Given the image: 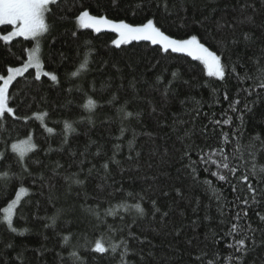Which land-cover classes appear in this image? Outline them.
Instances as JSON below:
<instances>
[{"label": "trees", "instance_id": "obj_1", "mask_svg": "<svg viewBox=\"0 0 264 264\" xmlns=\"http://www.w3.org/2000/svg\"><path fill=\"white\" fill-rule=\"evenodd\" d=\"M140 2L120 0L119 6L113 7L111 0H59L57 6H51L53 11L46 17V23L54 25L55 31L52 38L41 41L40 55L43 71L58 74L60 84H53L46 77L34 81L32 69L29 70L32 76L25 73L18 77L10 92L17 98V103L24 100L19 115L27 120L9 119L0 125V141L8 142V159L0 165V171L8 170V165L13 166V172L19 170L18 156L11 150V144L27 141L36 145L25 159L37 174V179L29 178L23 185L28 192L22 193L12 215L13 226L17 229L15 233L7 228L3 210L15 199L21 185L6 186L0 191V264H60L57 253H61L64 264H68V254L73 250L79 252L83 264H118L119 255L112 258L105 254L101 258V254L89 249L97 239L119 244L120 239L130 234L137 237V240L130 241L138 253L130 257L134 264H193L192 257L198 252H207L208 258L214 252H219L220 257L228 255L225 245L229 240L224 233L230 227L229 219L235 211L225 209V216L229 219L219 215L215 200L209 199L210 194H206L203 187L193 184L184 170L180 157L185 146L176 140L169 127L157 125L166 119L170 121L171 113L179 111L175 102L161 108L162 90L171 79V71L179 69L181 78L189 81L187 86L180 85L181 98L189 94L197 99L203 98L197 126L208 125L204 135L197 133L187 144L192 160L199 162V154L220 147L230 156H238L233 148L241 147L246 141L231 136L240 122L230 111L229 104L237 98L239 88L247 87L249 82L241 84L235 75L224 81L210 77L200 62L180 53L161 55L157 46H150L147 42L122 46L123 50L115 49L111 41L117 36L111 31L96 34L93 30L76 26L75 17L82 10L81 5L90 14H106L109 18H126L138 23L144 19V14L133 16L132 11ZM189 4L184 28L178 26L179 21L175 18L168 21L161 18L169 34L174 37L200 34L215 50L221 40L230 41L233 36L240 37L247 32L254 42L247 48L243 43L237 45L230 54L231 61L236 62L239 55L242 57L239 62L245 63L249 57L261 55L264 48V0H189ZM175 6L180 7L179 0ZM248 17L252 20L249 21ZM68 18L72 23L66 22ZM4 29L12 30L11 26L0 25V36L7 34ZM75 29H79L78 40L70 36V31ZM85 41H91V44H85ZM34 46V41L23 38L0 41V74H6L7 67H18L26 62L27 51ZM61 52L68 60L61 59ZM156 61L160 64L157 65ZM81 64L85 65L81 74L71 76ZM164 69H167L165 84L157 85L156 76ZM237 72L243 77L245 68L237 67ZM206 83L208 87H202ZM225 92L228 100L223 99ZM89 99L95 102L94 106L85 107ZM153 106L157 113H152ZM121 107L124 112L118 111ZM126 112H132L133 116L126 117ZM137 112L141 113L139 118L135 115ZM254 112L255 118L249 116L244 121L247 133L264 128V123L258 122L264 116V104L254 106ZM228 116H233L232 125L210 123L214 119L223 121ZM65 122L75 131L65 130ZM48 127L53 128L52 133L47 132ZM121 127L126 129L123 135ZM133 130L137 134L134 146L140 152L138 158L128 147V142L133 140ZM226 132L230 135L228 144H224L222 138ZM65 138L67 143H64ZM3 150L4 145L0 143V151ZM130 154L133 156L131 160L127 158ZM113 156L118 163L111 162ZM105 162L109 163L108 169L103 168ZM238 162L243 171L244 161ZM89 169H92L90 174ZM198 170L200 180L212 181L229 202L237 195L231 191V184H236L238 189L244 187L245 191L240 193L242 197L248 195L246 185L239 183L241 173L230 176V182H221L211 175L216 171L214 165L200 164ZM40 173L44 175L43 182L38 179ZM77 179L84 180V184H76ZM253 186H257L256 181ZM260 187L264 188V185ZM177 188L182 197L177 196ZM165 191L168 192L166 197L162 194ZM196 197L201 201L200 210L193 212ZM152 200H156L163 210L171 207L170 215L164 220L159 214L153 217ZM136 203L145 209L147 215L144 218H140L132 207ZM206 205H209L207 211ZM88 208L98 209L101 219H106L107 228H93L96 221L86 211ZM110 208L118 209L119 215H105ZM61 210L63 214H59ZM180 210L184 215H180ZM256 211L264 214V206L249 209L248 222L256 227L264 226L260 225ZM205 215H210L211 219L205 220ZM222 219L224 223H221ZM193 220H197L195 225ZM176 228L181 230L179 237L174 234ZM64 236L69 237L67 243ZM141 240L143 244L139 242ZM247 264H264V246L249 254Z\"/></svg>", "mask_w": 264, "mask_h": 264}, {"label": "snow or ice", "instance_id": "obj_2", "mask_svg": "<svg viewBox=\"0 0 264 264\" xmlns=\"http://www.w3.org/2000/svg\"><path fill=\"white\" fill-rule=\"evenodd\" d=\"M120 0H111L113 7L119 6ZM59 0H0V25L11 26L12 30L4 31L7 34L0 36V41L10 42L13 38L22 37L25 41H34L35 46L27 51V60L22 62L18 67H7L6 74H0V125L5 124L9 119L13 121H19L21 119L27 120V117L19 115L21 112V105L24 100L17 103V98L10 92V87L17 77H23L25 73L32 76L29 69H35L34 81H41L42 77L48 78L53 84L59 85L60 78L58 74L49 71H43L44 64L41 59V41L46 38H52V33L55 31V26L46 23V17L53 9L51 6H57ZM176 0H141L140 3L134 5L132 15L136 16L140 13L144 14V19L138 23L129 22L128 19H114L109 18L106 14H90V11L86 8L81 9L79 14L75 17L78 21L79 27L84 29H92L96 34H100L105 30H110L116 34L118 38L113 39L111 44L115 49L123 50L122 46H137L141 42H147L150 46H157L161 55H171L173 53L186 54L188 57H192L197 61L202 62L207 69V74L210 77H218L219 80L224 81L226 77L235 75L237 80L241 84L249 82L247 87H240L236 97L229 104L230 111L235 114V119L240 122L235 132H231L232 137H237L240 140L246 141L241 147L233 148V151L239 153L238 156H230L225 152L223 147L214 148L210 153L199 154V162L192 160L191 149L187 147L188 142H191L193 138L199 133L204 135L207 132L208 125H202L198 128L197 121L201 116V109L203 108V98L197 99L195 96H180V85L187 86L188 80L181 78L180 70L176 69L171 71V79L164 82V75L167 74V69L156 76V84H165L161 96L162 104L161 108H167L170 102H175L179 106L178 112L171 113V119L158 123V127H169L176 140L185 146V150L181 154L180 160L183 164L184 170L191 179L193 184H197L205 189L206 194L209 195V199H214L216 202V208L219 215L225 219H229L225 216V209L228 211H235V214L230 217V227L224 233V237L229 240L225 245L228 251L227 256L220 257L219 252H214L209 257L207 252H198L193 255V264H247V257L250 253L254 252L258 247L264 246V226H253L249 221V209L253 207L264 206V188L260 185H264V128L255 130L252 133L244 131V121L251 116L255 118L254 106L264 104V48L261 49V55L258 57H249L245 63H240L242 57L238 55L236 62L231 61V52L239 44L243 43L245 47H248L249 43L254 42L250 33H242L240 37L233 36L230 41L221 40L219 46L213 50V46L204 39L200 34L186 35L185 37H174L169 34L168 30L164 28V24L161 22V18L164 21L175 18L179 21V27L184 28L187 20V9L191 7L189 0H179L180 7L175 6ZM246 7V5H245ZM156 11L153 12L152 9ZM183 13V15H181ZM61 20H65V17H61ZM249 21L252 17L247 18ZM68 23H72L70 18L67 19ZM232 27L231 25H228ZM218 27L222 28L223 25ZM79 29L70 31V36L74 40H78ZM47 34V35H46ZM94 38H98L94 37ZM203 41V42H202ZM53 39V43H54ZM85 44L90 45L91 41H85ZM207 45V46H206ZM223 49L222 51L220 49ZM60 57L63 61L68 60V57L61 52ZM159 65L160 61H156ZM116 67V65H113ZM237 67L245 68L244 76L241 77L237 72ZM85 65L81 64L79 68L71 72V76L76 77L84 70ZM117 71H120L117 68ZM151 71V69H150ZM134 87V83L132 85ZM202 87H208V84L202 85ZM159 90V89H157ZM71 91V89H69ZM213 93L216 92V88L213 87ZM251 98V99H249ZM28 99V97H25ZM224 100H228L229 96L227 92L223 95ZM219 102V101H217ZM94 101L89 99L85 107L94 106ZM242 107H239L241 106ZM118 111L124 112V108L121 107ZM152 113H157V108L152 107ZM141 113L137 112L135 115L139 118ZM204 115H208L204 113ZM126 117L133 116L132 112H126ZM259 123H264V116L260 118ZM213 125H232L234 123L233 116H228L223 121L214 119L210 121ZM64 129L69 131H75L71 124L65 122ZM126 129L121 127V135H123ZM47 132L52 133L53 128L48 127ZM136 133L133 130V140L128 142L129 151L135 152L136 157L140 155L139 151H136L134 146V140ZM151 136V133H148ZM223 142L228 144L230 142L229 133H223ZM4 145V150L0 151V165H3L4 161L8 159V142L0 141ZM64 143H67L65 138ZM119 147V145H117ZM195 147V145H194ZM36 148L34 143L27 141H18L11 144V150L17 153L18 159L16 164L19 166V170L13 172L12 165H8V170L0 171V191L5 190L7 187H12L14 184L21 185L16 194V198L5 208V221L7 228L15 233L17 229L13 226L12 215L15 212V206L20 201L19 193H27L28 189L23 185L29 179H37V174L33 173L28 161L25 159L27 154ZM202 151V150H201ZM99 155V152L97 153ZM115 156V154H114ZM113 163H118L114 159ZM216 157V158H213ZM129 160L133 159L130 154L127 157ZM239 160L244 161V170L240 168ZM36 164H40V161H36ZM205 166L214 165L216 171H212L211 175L216 177L221 182H230V176L236 177L239 175V183L246 185V191L248 195H240L244 192V187L238 189L236 184H231V191L236 193L234 200L229 202L224 193L217 189L210 180H200L199 165ZM59 167V165H57ZM94 167V166H93ZM109 163L105 162L103 168L108 169ZM207 170V168H206ZM81 171H83L81 169ZM92 169H89V174ZM11 173V174H10ZM38 179L43 182L44 175L38 174ZM253 181H256L257 186H253ZM76 184L83 185L84 180L77 179L74 181ZM223 185H221V188ZM177 196L182 197L181 190L175 189ZM165 197L168 196V192L162 193ZM152 216L155 217L159 214L160 219L164 220L170 215L173 210L169 207L168 210H163L158 206L156 200H152ZM229 203L231 207L228 208ZM201 201L199 197L195 198V207L193 212L200 210ZM243 205L244 207H241ZM140 218H144L147 213L140 203L134 204ZM209 205L205 206L207 211ZM127 210V209H126ZM86 211L93 216L96 223L93 225L94 229L107 228L106 219H101L98 209L88 208ZM59 214H63L61 210ZM105 215L117 216L119 215L118 209L110 208ZM180 215H184L183 210H180ZM256 217L260 225H264V214L260 211L255 212ZM55 217L53 218V225L55 224ZM123 219V217H121ZM205 220L211 219L210 215H205ZM197 220H193L192 224H196ZM224 223V219L221 220ZM48 227V225H45ZM111 231V230H109ZM123 233V229L119 230ZM175 236L181 235L179 228L174 229ZM216 233L213 232V237ZM64 242L69 240L68 236L63 237ZM146 239V238H145ZM137 240L135 234L124 236L120 239L119 244L113 243L111 240L97 239L94 246L89 249L90 252L103 255L108 254L115 258L119 255L120 259L118 264H134V261L130 259L131 256L138 253L132 248L130 241ZM141 244L143 240L139 241ZM191 244V241H189ZM11 247V245H8ZM75 247V246H74ZM123 251H118L119 249ZM60 260V264H64V256L61 253H57ZM143 259V257H141ZM68 264H83L82 258L77 250H73L68 254Z\"/></svg>", "mask_w": 264, "mask_h": 264}, {"label": "rangeland", "instance_id": "obj_3", "mask_svg": "<svg viewBox=\"0 0 264 264\" xmlns=\"http://www.w3.org/2000/svg\"><path fill=\"white\" fill-rule=\"evenodd\" d=\"M75 23H76V26H77V28H80L79 27V23H78V21H75ZM81 29H84V28H81ZM90 30H92V29H90ZM110 31V30H109ZM16 38H22V37H16ZM116 38H118V37H116ZM13 39H15V38H13ZM12 39V40H13ZM24 39V38H23ZM41 51V50H40ZM180 54H182V53H180ZM184 55H186V54H184ZM190 58H192V57H190ZM192 59H194V58H192ZM195 60V59H194ZM197 61V60H196ZM198 62H200V61H198ZM201 64H202V62H200ZM203 65V64H202ZM204 66V65H203ZM30 70V69H29ZM32 70H34V72H35V69H32ZM43 70V69H42ZM205 70H206V73H207V69L205 68ZM208 75V74H207ZM18 78V77H17ZM213 78H216V79H219L218 77H213ZM17 154V153H16ZM19 195H20V198H21V195H22V193H19ZM16 198V197H15ZM8 207V206H7ZM16 207V206H15ZM4 217H5V213H4ZM4 221H5V219H4ZM6 222V221H5Z\"/></svg>", "mask_w": 264, "mask_h": 264}]
</instances>
